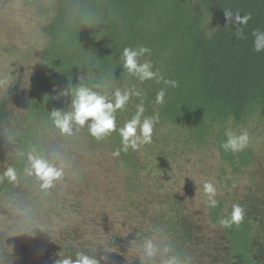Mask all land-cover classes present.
I'll return each instance as SVG.
<instances>
[{
  "label": "trees",
  "instance_id": "16d2710c",
  "mask_svg": "<svg viewBox=\"0 0 264 264\" xmlns=\"http://www.w3.org/2000/svg\"><path fill=\"white\" fill-rule=\"evenodd\" d=\"M197 2L200 8L193 11L184 0H57L54 16L46 27L49 43L42 53L43 67L33 82L21 125L10 134L8 168L17 170L16 178L3 176L0 184V195L19 182L25 187L17 203L21 202L23 210L18 213L24 214L27 226H33L46 203L56 199L43 187V181L31 174L30 161V157H47L51 144L48 138L59 130L50 118L51 111L71 110L69 84L93 87L106 80L108 87L100 91L135 86L142 93L144 115H160L148 146L129 149L118 156L128 200L136 203L135 209L144 206L139 212L144 223L134 235L146 242L157 240L153 243L155 252L167 248L176 260L184 257L187 216L178 198L161 195L164 188L158 182V191L149 198L141 200L138 195L148 190L152 178L160 176L159 169H167L188 146L200 149L214 142L223 165L232 175H240L254 162V152L248 146L242 152H225L220 147L226 139L225 130L239 134L251 118L264 124V50H254L252 35L257 29L264 31V0ZM227 11L250 15V19L243 25L229 22ZM241 28L243 36L238 38L236 33ZM137 46L151 49L140 62L151 61L160 76L178 83V87L167 88L163 104L155 102L157 92L165 87L163 81L141 82L121 66L120 52ZM139 103L140 98L133 96L125 109L117 111V128L131 119ZM90 139L110 145L112 152L121 147L118 131L101 140L91 135ZM166 200L171 201L169 211L160 215L156 207L162 211ZM217 202L214 208L209 205L210 218L215 223L229 216L233 205L225 197ZM251 203L239 204L245 211L239 225L223 226L228 253L238 264H264L258 254L264 216L255 214ZM120 242L114 236L111 245ZM76 251L77 248H68L64 256H73ZM80 251L88 252L85 248Z\"/></svg>",
  "mask_w": 264,
  "mask_h": 264
},
{
  "label": "rangeland",
  "instance_id": "374dc122",
  "mask_svg": "<svg viewBox=\"0 0 264 264\" xmlns=\"http://www.w3.org/2000/svg\"><path fill=\"white\" fill-rule=\"evenodd\" d=\"M184 1L199 10L197 0ZM56 8L57 0H0V184L11 158L10 134L21 125L33 82L43 67L42 53L49 43L46 27ZM244 131L250 136L254 162L240 175H232L223 165L214 142L200 149L188 146L138 195L141 200L149 198L161 185V195L178 198L187 216L188 242L180 260L167 248L155 252L157 240L135 237L144 223L139 214L144 206L135 209L136 203L128 200L124 173L110 145L91 141L86 125H74L71 134L51 132L46 159L62 175L47 189L56 199L46 203L33 226H27L24 214L18 213L23 210L21 202L17 203L23 184L0 195V264H55L68 248H85L101 264H238L228 253L223 224L210 218L203 185L215 186L216 200L252 201V211L264 216V124L251 118L239 134ZM31 174L35 175L33 170ZM170 203L166 200L162 211L156 207L157 213H168ZM114 236L121 242L111 245ZM260 244L258 254L264 263V236Z\"/></svg>",
  "mask_w": 264,
  "mask_h": 264
},
{
  "label": "clouds",
  "instance_id": "9594fccd",
  "mask_svg": "<svg viewBox=\"0 0 264 264\" xmlns=\"http://www.w3.org/2000/svg\"><path fill=\"white\" fill-rule=\"evenodd\" d=\"M226 14L229 22L236 24H246L250 19V15L241 16L239 13L233 14L230 11H227ZM236 35L238 38L243 36L242 28L237 30ZM252 35L254 50L256 52L264 50V31L257 29ZM150 52L151 49L145 46L125 47L120 52L119 59L124 72L129 76L135 77L141 82L152 79H157V82L163 81L165 87L157 92L155 98L157 104H163L167 88L169 86L178 87V83L160 76L158 69L153 70L154 65L151 61L140 62V58ZM107 87L106 80L96 82L93 87L83 83L76 86L69 84V89L72 92L71 110L53 109L50 113L53 124L62 132L69 134H71L74 125L80 127L87 125V131L97 140L118 131L121 147L113 152L114 156H119L121 152L127 153L129 149L136 151L142 145L151 143L154 127L160 120L159 113L144 115L142 93L135 86L123 89L117 87L111 92L100 91L101 88ZM133 96L140 98V103L136 105V112L122 127L117 128L116 113L118 110L125 109ZM224 135L226 139L221 141L220 147L225 152H242L249 144L250 136L247 131L236 134L233 130L226 129ZM30 161L31 169L37 177L44 181L43 187L45 188L50 187L62 175L60 169L50 164L42 156L30 157ZM16 173L15 168L9 167L4 176L13 180L16 178ZM203 189L208 196L210 207H216L218 202L215 199V186L211 182H205ZM244 215L245 211L241 205L233 204L230 215L225 217L221 223L224 227L231 228L234 224L239 225ZM148 247H151L150 243ZM55 264H101V261L96 255L88 254L85 251H76L75 258L69 254L60 256L55 260Z\"/></svg>",
  "mask_w": 264,
  "mask_h": 264
}]
</instances>
